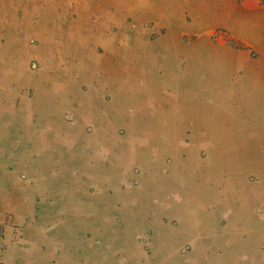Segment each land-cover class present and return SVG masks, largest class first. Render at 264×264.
<instances>
[{
  "label": "crops",
  "instance_id": "0c3cea01",
  "mask_svg": "<svg viewBox=\"0 0 264 264\" xmlns=\"http://www.w3.org/2000/svg\"><path fill=\"white\" fill-rule=\"evenodd\" d=\"M209 1L0 0V212L10 208L20 220L33 217L31 202L36 197L41 224L47 218L87 217L91 225H100L96 230L109 229L114 240H124L137 226L131 225L134 218L124 221L123 214L137 203L146 209V200L152 198L153 209L178 213L168 219H177L179 227L157 224L154 231L167 246L166 260L179 253L174 245L185 242L194 247L184 257L187 263L256 262L246 245L253 232L264 236V186L250 182L253 153L223 168L200 162L183 143L198 138L202 146V138L215 126L206 118L194 121L177 113L188 103L184 93L193 89L202 93L197 107L206 106L210 112L215 111L210 99L216 96L208 92L229 90L236 102L242 91L247 98L255 88L264 91V83L245 69V63L251 69L256 61L258 72L264 70L263 58H250L253 51L264 56L263 13L256 12V4L246 6L248 0ZM236 17L250 18L251 26L261 31L260 44L255 42L256 29L255 36H246L244 27L236 28ZM172 27L178 29L171 33L175 37L168 53L177 56V66H165L171 57L166 54L168 45L159 51L160 61L153 52L134 50L163 43ZM218 30L251 50L216 41L213 34ZM32 37L41 42L36 49L29 45ZM203 38L212 50H199ZM179 46L181 52L174 53ZM30 50L39 56L29 55ZM197 52L225 59L232 68L219 63L188 68ZM32 57L40 64L37 71L29 68ZM236 58L244 65H233L230 61ZM65 111L76 120L72 127L61 124ZM157 114H163L164 121H155L152 127ZM34 117L50 126L48 131L33 130ZM251 124L232 127L230 133L238 139L249 137ZM154 129L174 131L163 135ZM8 165L15 166L9 170ZM135 167L138 174L132 171ZM126 184L129 188L121 187ZM115 203L120 206L115 208ZM113 211L122 216L124 232L105 219ZM222 216L226 226L221 229ZM32 230L29 225L24 229L26 257L35 260L32 264H44L51 253L38 254L30 248ZM52 235L37 231L32 239L39 247L59 239L61 248H70L61 235ZM69 235L73 242L76 233ZM90 255L83 253V262L69 263L91 264Z\"/></svg>",
  "mask_w": 264,
  "mask_h": 264
},
{
  "label": "rangeland",
  "instance_id": "374dc122",
  "mask_svg": "<svg viewBox=\"0 0 264 264\" xmlns=\"http://www.w3.org/2000/svg\"><path fill=\"white\" fill-rule=\"evenodd\" d=\"M210 2L209 0H207ZM257 1V2H256ZM255 3H252L249 0L246 2V6L252 7L255 4L257 5L256 12H262L263 13V19H264V0H256ZM225 2H229V0H225ZM192 4V3H191ZM243 5V3H241ZM250 12V11H248ZM250 18H239L236 17V28L241 29L240 27L245 28L246 36H255V29L257 30L258 37L255 42L261 43L259 39L262 37V34H260L261 31H259L258 28H254V26H251L252 23H250ZM235 22V23H236ZM176 24V23H175ZM230 28H232L234 32V23L232 24L230 22L229 24ZM248 25L251 27V29H248ZM263 27H264V21H263ZM152 26H149V29ZM173 28L171 30L168 29L167 37L169 39H165L163 43H151L148 44V47H144L142 45H138L134 47L136 51H142V52H153L154 57L157 61H160L161 58H158L159 51L161 50L163 44L168 45V48L166 49V54H169L171 57L166 58L165 66L167 68L169 67H175L177 66L176 60L178 59L177 56L174 54L171 55L168 53L169 47L171 46V41L174 40L175 36H172L175 34V30L178 28L175 27L174 31ZM247 29V30H246ZM240 30L238 31V33ZM171 33H173L171 35ZM23 36V35H22ZM24 37V36H23ZM213 38L216 41H221L224 43H229L232 46H237L239 49L243 48L246 51H250V47L246 44L241 43L239 40H234L233 38H230L228 34L225 31L218 30L215 31L213 34ZM256 39V38H254ZM141 41V40H140ZM166 41V42H165ZM30 42V43H29ZM29 45L33 47L32 49H36L38 45L41 43L40 40H36L35 38H30ZM144 42V41H142ZM159 43V44H158ZM135 46V45H134ZM140 47V48H139ZM199 50H212L211 45L208 43L207 38H203V40L200 41L198 44ZM182 48V46L175 47L174 53H179V51ZM202 48V49H201ZM130 49L132 47L130 46ZM221 49V48H220ZM219 49V50H220ZM229 48H224L223 50H227ZM198 50V52H199ZM218 50V49H217ZM222 51V50H221ZM229 51L232 52V50L229 49ZM253 51V50H252ZM35 50H30L29 55H35L39 56L38 53H34ZM196 53V57L191 59L188 63L189 67H195L197 68H207L210 66L215 65L216 63H219L223 68L230 67L225 63V60L223 61L221 59H217L214 57V55H211L210 53ZM224 52V51H222ZM208 55H211L209 57ZM251 59L258 60L259 58H263L264 56H259L255 51L251 53L250 55ZM225 57V55H224ZM216 58V59H215ZM226 58V57H225ZM215 61V62H214ZM222 61V63L220 62ZM237 61V62H236ZM231 59L230 62H234L233 65L236 66H243L244 62L239 61L237 58ZM246 62V61H245ZM259 66L262 67L263 63L261 61H258ZM29 68L31 71H37L40 64L37 60V58L32 57L29 58ZM231 65V64H230ZM256 65V61H255ZM253 64V67L251 69L248 68V63H245V69L253 71L255 75L252 77H256L262 84L264 83V70L263 73L258 72V68L255 67ZM186 68V69H188ZM232 68V67H230ZM227 69V68H226ZM257 71H255V70ZM224 73L226 71L223 70ZM227 74V73H226ZM226 74H223L222 76L225 78ZM259 74L261 75V78L259 77ZM180 75V74H179ZM193 79H190L192 82ZM249 83L253 80L248 79ZM181 87V86H180ZM193 88H190L191 90ZM229 91V90H228ZM227 90H223V93L219 91V93H207L209 96H216V98L210 99L211 102H214L213 106L215 108V111L210 112L206 110V106L197 107V100L199 97H201L202 93L198 90H191L188 93H184L185 98L188 97V103L184 104L182 107H180V110H177V113H179L183 117L189 118L191 120L197 121L198 119L201 120V118H206L208 121H212V124L215 126L214 130H211L210 133H208L206 136H204L202 139L205 141H202V146H199L198 138L193 139V141L190 138H186L183 146H187L191 149L192 152H194L195 157L200 162H209L211 165L223 168L224 166H228L231 163H235L238 161V158L242 161L244 160V157L242 155L244 154H250L253 153V156L251 157V162L253 166V174L251 175L250 182L254 184H259L264 186V91L261 88H255L250 91L249 98H247L248 93L246 91L240 92L241 94L235 98L236 102L234 101V98L231 97L230 93H228ZM183 93V91H182ZM239 93V92H238ZM259 93V94H258ZM258 94V96H257ZM263 96V97H262ZM258 103V104H257ZM200 111V112H198ZM198 112V113H197ZM170 113V112H169ZM203 114L204 116H199ZM167 114V113H166ZM169 118V114L167 115ZM152 127H156L155 121L157 124H160L161 121H164L163 114H157L152 118ZM183 119V118H182ZM33 120V121H32ZM31 125L34 128L33 130H36L35 127H43L45 131H48L50 126L46 127V123H41L40 121L36 120V117L32 118ZM73 120L76 122L74 116L68 111L63 112L62 114V125L72 127L74 124ZM252 123V124H251ZM250 125L248 128V136L249 137H243L241 136L240 139H238L236 136L231 135L230 129L232 127L240 126V125ZM44 125V126H43ZM61 125V126H62ZM146 124L143 123V125L139 126H145ZM158 126V125H157ZM46 127V128H45ZM86 128V127H85ZM260 128V129H259ZM41 129V128H39ZM31 130V132L33 131ZM155 130V129H154ZM153 130V131H154ZM61 132V128L58 130ZM56 131V132H58ZM87 133H90L89 128L86 129ZM85 131V133H86ZM122 133V130H119ZM174 129H169V132H167V129H156L154 132L159 134H169L170 132H173ZM244 131V130H243ZM246 132V131H245ZM252 141V142H251ZM16 142V141H15ZM18 144V143H17ZM254 149V150H253ZM238 152V153H237ZM241 152V156L239 155ZM238 154L237 156L235 154ZM18 161H21L20 155H14ZM191 156L192 155L191 153ZM188 156L184 155L183 160H185ZM167 160L168 165H170L173 161V159L170 157ZM245 162V161H243ZM246 164V162L244 163ZM10 166V167H9ZM15 165H8L9 170L11 167H14ZM134 174H138L139 168H134L133 170ZM5 180L2 181L4 183ZM137 181H134V186H137ZM262 183V184H261ZM11 185V184H10ZM130 184L121 185L122 188H129ZM109 194L112 193V189H109ZM176 196V195H175ZM174 196V197H175ZM152 198H148L145 202L146 209L140 205V203H137L129 212H125L123 214L124 221H126V218H134V222L131 225L137 226L136 228L132 229L133 233L131 238L127 237V239L119 240L115 239L114 236L110 235L109 229L100 231V229L96 230L100 225L90 224V218L87 217H72V218H47L45 221L41 224V220L39 218V208H38V199L35 197L34 201L31 202V207L33 209V217L24 218V220H20L15 214H11V209H6L2 212H0V264H32L35 263V260L28 259L26 257L25 251H27L25 242H24V229L27 227V225L31 226L33 228L32 232L30 233L31 236V242H30V248L37 252L38 254H46L48 251L51 253V258L45 260L44 264H70V261H78L83 262L81 260L82 256L81 254L86 253L90 255V260L92 261L91 264H173L172 262H179V264H193V263H187L184 261V257L188 255H191L194 251V247L192 245L187 243H179L178 245H174L177 247L176 252H179L172 256V258L165 259L163 253L166 254L167 246L164 243V240H162L158 235L154 233L156 229L157 224H161L164 227L165 226H174L179 227L177 219L173 218L169 220V217L178 216V213H171V212H165L162 210H155L153 209L155 207ZM175 200L180 201L179 198L175 197ZM120 205L118 203H115V208H118ZM260 215H262L261 210L258 211ZM120 215L117 214V211H113V213L105 217L107 221L114 224L115 227L118 225L121 226L120 230L124 232V223L121 225L119 222L121 220ZM221 221H219L220 228H224L226 226L225 216L221 217ZM100 222L101 219H98ZM129 225V227H132ZM94 226V227H91ZM175 229V228H174ZM74 231L76 233V237L74 238L73 242L69 241L67 238L69 233L71 231ZM37 231L42 235V233L46 232V236H49V238H53V233L61 235L63 237L62 240H67L70 248H61L60 244L58 243L60 240L57 239L56 241H49L44 242L43 245L41 244V247H39V242H35L36 240L32 239L36 237ZM161 239V240H160ZM72 240V239H71ZM109 241V242H108ZM125 241V242H123ZM66 242V243H67ZM129 243V244H126ZM47 243V244H46ZM61 243V242H60ZM65 243V244H66ZM62 243L61 245H65ZM246 247L248 248L249 255L254 259H256V262L253 264H257L258 261L260 263L261 260L264 264V236L262 233H252L251 238L248 240ZM138 253V256L137 254ZM135 254V255H134ZM80 257V258H79ZM171 259V260H170ZM76 264V263H75ZM90 264V263H87ZM199 264V263H196Z\"/></svg>",
  "mask_w": 264,
  "mask_h": 264
},
{
  "label": "bare ground",
  "instance_id": "6f19581e",
  "mask_svg": "<svg viewBox=\"0 0 264 264\" xmlns=\"http://www.w3.org/2000/svg\"><path fill=\"white\" fill-rule=\"evenodd\" d=\"M140 48V47H139ZM202 49V48H201ZM225 60V59H224ZM259 94V93H258ZM258 94H257V96H258ZM263 97V96H262ZM258 104V103H257ZM264 136V135H263ZM254 150V149H253Z\"/></svg>",
  "mask_w": 264,
  "mask_h": 264
}]
</instances>
